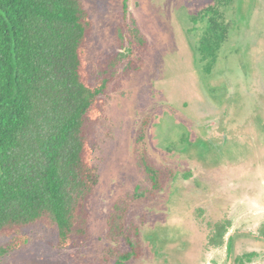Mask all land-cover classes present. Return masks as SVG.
Returning <instances> with one entry per match:
<instances>
[{"label":"rangeland","instance_id":"obj_1","mask_svg":"<svg viewBox=\"0 0 264 264\" xmlns=\"http://www.w3.org/2000/svg\"><path fill=\"white\" fill-rule=\"evenodd\" d=\"M212 1L81 0L92 22L86 63L95 76L106 59L133 56L99 98L90 235L79 247L59 249L55 230L34 225L0 264H101L111 247L110 209L143 179L133 148L147 116L150 156L174 176L151 202L132 206L143 256L130 264H234L247 254L244 264H264V241L256 236L264 225V0H236L224 9L231 36L207 74L198 54L204 24L191 18ZM130 33L141 44L135 54ZM224 218L229 251H208L203 225ZM9 241L0 237V247Z\"/></svg>","mask_w":264,"mask_h":264},{"label":"trees","instance_id":"obj_2","mask_svg":"<svg viewBox=\"0 0 264 264\" xmlns=\"http://www.w3.org/2000/svg\"><path fill=\"white\" fill-rule=\"evenodd\" d=\"M235 2L213 0L191 18L204 24L198 54L207 74L231 36L224 9ZM91 33L81 0H0V237L10 240L0 247V257L24 245L27 237L21 231L34 225L55 230L59 249L79 247L90 235L88 207L99 182L91 143L93 124L101 117L99 98L117 68L133 58H108L95 76L86 63ZM130 35L129 52L137 53L141 44ZM149 120L145 117L136 130L133 148L143 179L110 209L105 236L111 247L101 264L142 258L141 224L130 220V211L137 202H151L174 176L150 156ZM203 228L208 251L225 245L229 251L228 219ZM256 236L264 241V225Z\"/></svg>","mask_w":264,"mask_h":264}]
</instances>
